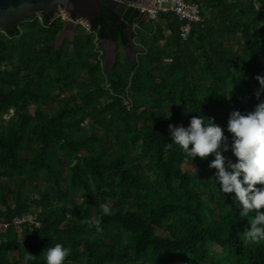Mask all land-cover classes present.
Segmentation results:
<instances>
[{"label": "trees", "instance_id": "16d2710c", "mask_svg": "<svg viewBox=\"0 0 264 264\" xmlns=\"http://www.w3.org/2000/svg\"><path fill=\"white\" fill-rule=\"evenodd\" d=\"M120 1L102 0L57 49L65 21L53 13L0 35V264H46L56 243L71 249L65 264H264L234 194L209 181L212 156L166 148L169 124L203 116L230 138V113L264 101V0H185L201 18L186 40L172 13L127 30ZM95 39L116 45L108 70ZM26 214L39 226L12 223Z\"/></svg>", "mask_w": 264, "mask_h": 264}, {"label": "clouds", "instance_id": "9594fccd", "mask_svg": "<svg viewBox=\"0 0 264 264\" xmlns=\"http://www.w3.org/2000/svg\"><path fill=\"white\" fill-rule=\"evenodd\" d=\"M260 88L256 91L257 98L264 92V77L257 76ZM164 115L170 118V112ZM171 143L166 148L177 145L192 160L212 156L208 164L215 169L210 178L218 192L234 194L232 197L239 208V217L247 218L249 227L242 235L246 242L259 244L264 241V101L257 104L253 111L242 114L233 111L229 115L225 129L203 116H193L187 127L169 124ZM191 145V147H190ZM231 152L235 158L229 159L225 153ZM104 215H111L110 207L101 206ZM89 223L99 227V218ZM46 264H65L71 249L61 243L47 247L43 251ZM26 261L34 256L26 252Z\"/></svg>", "mask_w": 264, "mask_h": 264}, {"label": "water", "instance_id": "95a60500", "mask_svg": "<svg viewBox=\"0 0 264 264\" xmlns=\"http://www.w3.org/2000/svg\"><path fill=\"white\" fill-rule=\"evenodd\" d=\"M102 0H0V30H11L17 21L26 20L44 14H63L64 26L59 33L54 47L62 45L64 39L72 40L76 27L81 23L88 29L91 19L100 17V4ZM123 3L120 0H113ZM141 17L137 6L130 0L125 4L121 14V21L131 30L135 20L140 22ZM141 23V22H140ZM100 49L104 53V68L110 69L116 59V45L112 41H100ZM108 64V67H107Z\"/></svg>", "mask_w": 264, "mask_h": 264}, {"label": "built area", "instance_id": "2783aa9c", "mask_svg": "<svg viewBox=\"0 0 264 264\" xmlns=\"http://www.w3.org/2000/svg\"><path fill=\"white\" fill-rule=\"evenodd\" d=\"M139 14L144 16L148 21H154L161 14L172 13L175 15L177 20L181 23L179 27V36L182 40H186L191 31L192 24L198 23L201 21L199 9L197 5H194L185 0H151L147 5L137 6ZM37 19H40V16H34ZM60 17L62 20H65L63 14H55V18ZM80 26L88 29L84 24H79ZM0 35L6 36L4 30H0ZM94 50L98 54V58L101 59V65L104 66V53L100 49V44L97 39L93 42ZM122 102L126 110H130L132 107L131 102L125 95L122 98ZM14 225H20L22 223H28L34 227H38L39 224L36 221L35 217L31 214H26L21 218H14L12 220ZM8 227L7 223H0V231L6 230Z\"/></svg>", "mask_w": 264, "mask_h": 264}, {"label": "crops", "instance_id": "0c3cea01", "mask_svg": "<svg viewBox=\"0 0 264 264\" xmlns=\"http://www.w3.org/2000/svg\"><path fill=\"white\" fill-rule=\"evenodd\" d=\"M136 6L140 5H147L151 2V0H132ZM141 22V23H140ZM140 22L138 20H135L133 22L132 30L135 29H141L142 25H146L148 23V20L146 21L143 17H141ZM141 52L140 47L137 45V43L134 41L131 46L128 49H125L124 55L126 57L133 61V59Z\"/></svg>", "mask_w": 264, "mask_h": 264}, {"label": "rangeland", "instance_id": "374dc122", "mask_svg": "<svg viewBox=\"0 0 264 264\" xmlns=\"http://www.w3.org/2000/svg\"><path fill=\"white\" fill-rule=\"evenodd\" d=\"M107 67H108V64H107ZM8 118V116H4L3 117V119L1 120V118H0V126L2 125V126H4V125H6V119ZM75 198H76V200H77V202H81V200L83 199V195L82 194H76L75 195Z\"/></svg>", "mask_w": 264, "mask_h": 264}, {"label": "flooded vegetation", "instance_id": "af4514ba", "mask_svg": "<svg viewBox=\"0 0 264 264\" xmlns=\"http://www.w3.org/2000/svg\"><path fill=\"white\" fill-rule=\"evenodd\" d=\"M22 21H24V20H22ZM22 21H17L14 25H16V24H18V23H21Z\"/></svg>", "mask_w": 264, "mask_h": 264}]
</instances>
